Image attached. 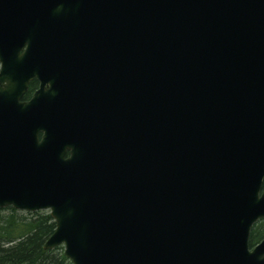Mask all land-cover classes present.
<instances>
[{
	"label": "water",
	"instance_id": "water-1",
	"mask_svg": "<svg viewBox=\"0 0 264 264\" xmlns=\"http://www.w3.org/2000/svg\"><path fill=\"white\" fill-rule=\"evenodd\" d=\"M0 63V208L45 249L264 264V0H0Z\"/></svg>",
	"mask_w": 264,
	"mask_h": 264
},
{
	"label": "trees",
	"instance_id": "trees-1",
	"mask_svg": "<svg viewBox=\"0 0 264 264\" xmlns=\"http://www.w3.org/2000/svg\"><path fill=\"white\" fill-rule=\"evenodd\" d=\"M56 223L47 211L29 213L0 208V264H72L64 248L45 249ZM264 239V220L252 229L250 247Z\"/></svg>",
	"mask_w": 264,
	"mask_h": 264
},
{
	"label": "flooded vegetation",
	"instance_id": "flooded-vegetation-1",
	"mask_svg": "<svg viewBox=\"0 0 264 264\" xmlns=\"http://www.w3.org/2000/svg\"><path fill=\"white\" fill-rule=\"evenodd\" d=\"M2 69V65L0 63V72ZM41 88V82L35 78L33 80L30 81L29 85H28V91L25 94L24 98L22 99V102H30L35 94L37 93V91H39ZM70 153L67 154V157H69Z\"/></svg>",
	"mask_w": 264,
	"mask_h": 264
}]
</instances>
